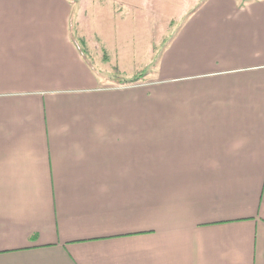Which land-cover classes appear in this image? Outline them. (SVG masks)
<instances>
[{
    "label": "crops",
    "instance_id": "obj_1",
    "mask_svg": "<svg viewBox=\"0 0 264 264\" xmlns=\"http://www.w3.org/2000/svg\"><path fill=\"white\" fill-rule=\"evenodd\" d=\"M72 22L0 0V264H264V0H202L133 82Z\"/></svg>",
    "mask_w": 264,
    "mask_h": 264
},
{
    "label": "rangeland",
    "instance_id": "obj_2",
    "mask_svg": "<svg viewBox=\"0 0 264 264\" xmlns=\"http://www.w3.org/2000/svg\"><path fill=\"white\" fill-rule=\"evenodd\" d=\"M67 1L75 40L110 83L152 77L159 53L202 0Z\"/></svg>",
    "mask_w": 264,
    "mask_h": 264
},
{
    "label": "trees",
    "instance_id": "obj_3",
    "mask_svg": "<svg viewBox=\"0 0 264 264\" xmlns=\"http://www.w3.org/2000/svg\"><path fill=\"white\" fill-rule=\"evenodd\" d=\"M139 80H140V78H136V79H133L131 81L133 82V81H139Z\"/></svg>",
    "mask_w": 264,
    "mask_h": 264
}]
</instances>
